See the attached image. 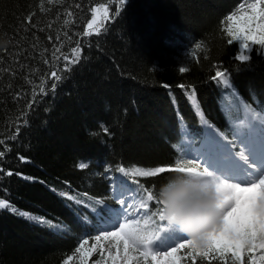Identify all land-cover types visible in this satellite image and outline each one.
Segmentation results:
<instances>
[{
  "label": "trees",
  "instance_id": "obj_1",
  "mask_svg": "<svg viewBox=\"0 0 264 264\" xmlns=\"http://www.w3.org/2000/svg\"><path fill=\"white\" fill-rule=\"evenodd\" d=\"M243 2L0 0V38L7 41L0 47V139L5 141L0 151L11 149L0 158V199L62 226L54 229L0 210V264H65L70 256L68 264H77L75 249L84 239L91 246L98 234L90 211L95 200L119 207L111 192L120 165H173L183 158L184 144L199 147L208 131L205 120L232 140L235 122L243 117L241 100L264 111V55L253 46L248 62L236 60L242 49L238 42L229 44L222 30L225 16ZM101 4L112 19L100 35L84 36L91 9ZM113 8L120 9L118 16ZM77 45L81 59L65 72L63 57H71ZM180 67L188 71L181 73ZM217 68L230 72L239 98L211 79ZM53 71L61 81H54ZM52 83L58 85L55 94ZM193 89L198 107L189 99ZM232 105L240 112L229 115ZM81 162L88 167H78ZM175 175L137 178L154 186L151 212H159L160 185ZM182 234L171 225L159 238L175 241Z\"/></svg>",
  "mask_w": 264,
  "mask_h": 264
},
{
  "label": "snow or ice",
  "instance_id": "obj_2",
  "mask_svg": "<svg viewBox=\"0 0 264 264\" xmlns=\"http://www.w3.org/2000/svg\"><path fill=\"white\" fill-rule=\"evenodd\" d=\"M47 2L52 4L54 0ZM119 3L124 4L125 0H119ZM40 10L45 11L43 2ZM112 11L118 16L120 9L113 8ZM91 13L92 17L86 24L84 36L100 35L112 19L109 7L103 4L92 8ZM33 15L35 13L26 17L28 25H32ZM71 15L72 13L69 12L68 16ZM222 25V30L229 37L227 42L229 44L238 42L242 49L236 60L248 62L253 50L252 46H259L260 54L264 55V0H244L225 16ZM195 47L200 49L201 45L197 43ZM4 51L6 52L7 49L5 48ZM57 51L60 49L57 48ZM81 53L82 48L77 45L72 48L71 57H63L67 62L65 72L71 70L67 65L80 61ZM179 71L184 73L188 69L180 67ZM51 77L56 82L62 79L56 71L51 72ZM211 79L216 81L217 86L222 87L226 94L239 98L228 70L217 68ZM57 86V83L51 84L53 94ZM163 86L169 87L167 84ZM179 87L185 86L179 85ZM39 91L44 93L45 89L41 87ZM250 95L254 102L259 103L254 91H250ZM189 99L198 107L194 89ZM241 106L243 117L235 122L232 140L214 130L205 120L208 131L199 147L194 148L191 143L184 144L181 151L183 158L175 160L173 165L156 167L120 165L116 171L121 176L113 181L115 187L111 192L112 198L117 201L119 207L108 206L103 199L95 200L96 206L91 207L90 211L96 219L92 227L98 234L93 237L95 242L90 247L88 239H84L75 249V253L79 254V264H87L88 259L97 250L101 258L96 264H183L185 260L188 264H197L198 259L207 260L209 264L217 259L222 264H228L229 260L231 264H245V257L247 264H264V111H257L242 100ZM233 110L240 112L241 109L236 105L226 109L229 115ZM26 123L25 120L24 124ZM103 130L108 131L106 128ZM16 138V135L10 137L13 140ZM4 143L5 141L0 139V145ZM176 147L180 150L179 146ZM237 148L239 151L236 150ZM8 151L11 149L0 151V158L5 157ZM20 160L26 162L23 156ZM78 167L84 169L88 164L81 162ZM163 173L211 179L216 187L220 215L199 238L188 237L166 250H157L152 246L153 241L157 240L161 232L171 224L165 218L160 199L157 201L160 205L159 212L150 211L148 202L154 200V186L146 187L137 178H153ZM12 174L11 171L7 173L9 176ZM128 177L132 178L131 181L127 179ZM68 199L75 197L69 196ZM137 201L140 202L138 207H136ZM5 209L27 219L47 224L54 229L62 227L42 217L19 212L8 201L0 199V210ZM133 209H135L134 214ZM84 219L87 220V217ZM105 243H109L107 249L104 247ZM112 249L115 251L113 252ZM71 260L73 257H68L65 264Z\"/></svg>",
  "mask_w": 264,
  "mask_h": 264
},
{
  "label": "clouds",
  "instance_id": "obj_3",
  "mask_svg": "<svg viewBox=\"0 0 264 264\" xmlns=\"http://www.w3.org/2000/svg\"><path fill=\"white\" fill-rule=\"evenodd\" d=\"M6 44L0 38V47ZM158 198L167 221L189 238H199L220 215L218 195L211 179L177 174L160 185Z\"/></svg>",
  "mask_w": 264,
  "mask_h": 264
},
{
  "label": "rangeland",
  "instance_id": "obj_4",
  "mask_svg": "<svg viewBox=\"0 0 264 264\" xmlns=\"http://www.w3.org/2000/svg\"><path fill=\"white\" fill-rule=\"evenodd\" d=\"M253 47V46H252ZM135 212V211H134ZM32 216H36L34 214H30ZM37 217V216H36ZM187 235L186 234H182L180 236V239H177L175 241L173 240H170V239H163V238H159L158 241L156 240V242H154L152 244L153 248L154 249H157V250H166L168 247H171V246H174L175 244L181 242L182 240L184 239H187ZM95 242V241H94ZM93 242V243H94ZM110 243V242H109ZM109 243H105L104 247L105 249H107L109 247ZM90 247V246H89ZM112 251L114 252L115 249H112ZM96 253V256L95 258L93 259V255ZM87 261V264H96V261L99 260L101 257H100V253L99 251L97 250ZM106 255V254H105ZM77 264H79V254H78V258H77ZM183 264H185V261L183 262Z\"/></svg>",
  "mask_w": 264,
  "mask_h": 264
}]
</instances>
